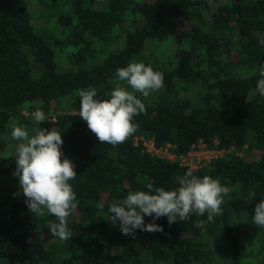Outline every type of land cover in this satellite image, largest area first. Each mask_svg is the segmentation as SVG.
Segmentation results:
<instances>
[{
    "label": "trees",
    "instance_id": "trees-1",
    "mask_svg": "<svg viewBox=\"0 0 264 264\" xmlns=\"http://www.w3.org/2000/svg\"><path fill=\"white\" fill-rule=\"evenodd\" d=\"M38 6L45 9L42 27ZM261 40L264 0H0V135L11 134L13 123L30 132L58 127L61 162L76 166L69 183L79 201L68 218L70 240L52 236L47 221L55 217L32 214L20 185L8 186L4 198L1 182L14 181L16 161L0 156V264H209L217 248L230 252L227 264H264L240 259L232 224L234 217L247 220L264 251V227L252 219L264 200V97L255 90ZM162 43L169 44L163 55L147 51ZM130 60L164 73V87L147 98L136 93L146 114L133 118L139 127L131 136L170 143L178 155L200 140L210 149L233 148L191 169L230 188L213 221L193 213L170 225L161 217L155 223L162 232L125 235L109 219L113 200L147 191L148 183L172 190L179 187L175 177L189 170L142 152L130 138L100 143L80 118L77 91L94 87L107 98L116 69ZM37 108L46 116L40 125L32 116ZM152 219L146 216L145 225Z\"/></svg>",
    "mask_w": 264,
    "mask_h": 264
},
{
    "label": "clouds",
    "instance_id": "clouds-1",
    "mask_svg": "<svg viewBox=\"0 0 264 264\" xmlns=\"http://www.w3.org/2000/svg\"><path fill=\"white\" fill-rule=\"evenodd\" d=\"M208 2L211 4L212 0ZM260 43L264 44V40ZM115 76V87L107 98L99 96L94 87L77 91L80 118L100 143L113 146L122 144L138 130L139 125L133 122L135 116L146 114V105L136 93L147 98L150 92L164 87V73L144 62L130 60L127 66L116 69ZM255 90L264 97V65L259 68ZM32 116L39 125L46 120L45 113L39 108ZM11 137L18 142L13 175L19 178L27 207L37 217H55V220L47 221L52 236L69 241L72 231L68 227V218L79 205L69 181L74 180L77 173L71 160L64 158L61 162V130L37 127L30 132L26 125L13 123ZM175 181L179 187L172 190L154 188L148 183L147 191H130L125 198L113 200L108 206L109 219L113 223L119 221L123 234L134 235L136 230L162 232L163 228L155 223L161 217H167L171 225L177 220H188L193 213L207 214L210 222L222 214L221 205L230 188L219 178L209 175L201 178L189 169L175 177ZM254 198L255 192H249L248 199ZM96 208L103 214V203L96 204ZM146 216L153 218L147 225L144 222ZM252 219L255 225L264 227V200L255 205Z\"/></svg>",
    "mask_w": 264,
    "mask_h": 264
},
{
    "label": "rangeland",
    "instance_id": "rangeland-1",
    "mask_svg": "<svg viewBox=\"0 0 264 264\" xmlns=\"http://www.w3.org/2000/svg\"><path fill=\"white\" fill-rule=\"evenodd\" d=\"M44 7H37V12L38 16L40 15V12L43 13V17H40L37 21L38 25L40 27L43 26L42 23H44L43 21L45 20L46 16L44 13ZM42 22H41V21ZM47 21H46V23ZM51 27V26H49ZM124 27L126 28V26L124 25ZM54 31H52V29L49 31V33H52ZM123 31H119V34H121ZM117 46L121 45V41L120 39H118L116 41ZM161 46L159 47L156 44H149L147 46V51H153L156 53L157 56H159L160 54L163 55L164 50H169V44L168 43H162L160 44ZM99 58V57H98ZM58 60V58L56 59ZM17 141L13 140L11 137V134L9 133H2L0 135V156H7V155H15V149H16V145H17ZM247 153L248 151H243L241 152L242 154ZM252 154V152H249ZM15 172V171H14ZM2 187L3 189V196L4 198H6L9 194V187L11 186H19V178L14 176V181H6L4 179H2ZM9 186V187H8ZM246 223L247 220H243L240 218H233L232 220V224H233V232L238 236L239 241H240V259L242 261H250V262H257L260 259L264 258V251L259 248L258 243L256 241V239L253 238L252 232L250 231V229H248V227H246ZM230 252H228L227 250H225V248H217L216 249V255L214 257V259L209 263V264H227L228 263V255Z\"/></svg>",
    "mask_w": 264,
    "mask_h": 264
},
{
    "label": "built area",
    "instance_id": "built-area-1",
    "mask_svg": "<svg viewBox=\"0 0 264 264\" xmlns=\"http://www.w3.org/2000/svg\"><path fill=\"white\" fill-rule=\"evenodd\" d=\"M60 112V111H59ZM58 112V113H59ZM24 114H27L26 111H23ZM52 120H55V114L49 117ZM134 146L140 147L141 151L147 153L152 157H157L161 159H166L170 162H176L181 167H187L188 169H198L199 167L205 165L210 160L220 157L231 150V149H210L207 148L205 143L201 140L193 145V148L186 154H176L173 152L174 146L170 143L165 144L164 146H157L153 138H145L141 135H134L129 137ZM241 150H235L236 155H242Z\"/></svg>",
    "mask_w": 264,
    "mask_h": 264
}]
</instances>
